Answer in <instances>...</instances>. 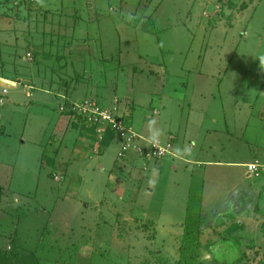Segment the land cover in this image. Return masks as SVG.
<instances>
[{
	"label": "rangeland",
	"instance_id": "rangeland-1",
	"mask_svg": "<svg viewBox=\"0 0 264 264\" xmlns=\"http://www.w3.org/2000/svg\"><path fill=\"white\" fill-rule=\"evenodd\" d=\"M105 1L108 4V0ZM96 4L95 30L87 44V51L94 58L93 71L96 72L95 61L98 62L99 55L109 53L117 41H120V49L117 54L113 51L111 58L115 60L119 54L124 60L119 59L125 66L126 76L121 71L119 80L117 78L116 84L111 82L110 86H116V97H120L116 115L124 100L128 103L124 106L127 115L121 113L124 120L135 115V123L139 122L138 115L151 110L149 104L144 105L142 101L150 98L154 87L157 89L170 81L178 85L187 79L186 86L176 92V97L164 95L161 98L160 103L165 107L164 121L173 117L176 107L172 101L183 94L202 111L207 127L211 125L209 112L216 117L217 129L232 126L235 131L240 118L245 124L251 114H255V124L258 121L262 125L264 76L258 78V74L264 72V0H119L111 12L99 11L101 3ZM134 6L141 11L139 14L132 13ZM34 9L39 10V6H32L26 0H0V46H5L2 51L11 53L5 58L0 77L6 79L10 75L18 81L8 87L7 94H1L5 86L0 83V264H178L184 224L176 222L183 212L182 202L187 192L169 177L161 189L159 203L157 191L162 181L157 188L146 180L150 178L147 174L151 163L160 164L168 155L159 158L153 154L151 145L148 149L138 148L134 140L126 144L125 137L106 125L108 132L123 142L116 140L109 151H104L105 162L110 160L106 155L115 157L109 173L102 172L96 179L94 156H101L103 152L97 125L93 128L84 115L66 107L63 112L80 124L87 139L72 146H58L60 155L63 154L59 156L54 151L59 135H50L54 119L30 117L25 123V106L16 103L26 100L25 19L34 17ZM110 29L114 30L113 34L108 32ZM83 51H86L85 46ZM31 56L34 57L32 53ZM109 60L107 57L102 61L113 65ZM100 64L105 67L101 61ZM183 65L189 70L182 71L184 67H179ZM255 76L257 79L253 80ZM140 78L143 84L137 82ZM107 91L99 84L96 98L102 100L101 93ZM111 91L114 93V88ZM88 92L86 94L90 95ZM134 94L141 99V105L134 103ZM252 97L257 101L256 106H260L261 114L256 107L246 110L250 102L247 99ZM9 98L16 103H11ZM45 107L51 117L58 111L55 101ZM30 108L40 110L37 104ZM184 120L187 121L181 119ZM163 124L160 121L161 127ZM262 128L264 125L254 133L260 146L264 141ZM220 155L229 158L231 154L222 152ZM81 158L92 160L91 164H86V173L83 166L63 163ZM138 159L142 164L136 166ZM251 163L263 165L264 161L254 158L244 165ZM228 169L210 166L206 172L208 183L209 179L215 181L219 174L226 177ZM244 170L247 172L246 166ZM261 173L249 176L261 177ZM74 174L79 176L75 178ZM23 178L25 181H20ZM201 182V179L195 180L192 186L198 188L195 185ZM234 184L244 190L240 182L234 183L229 177L221 187L215 188L209 183L204 197L205 209L201 207V200L200 206H193L197 194L191 198V214L201 215L202 236L205 240L211 239L210 243L205 242L207 251L202 255L201 264H264V212L258 213V207H254V213L252 208L246 213L245 210L232 212L240 208L233 199L238 194ZM89 188L92 194L86 193ZM124 188L130 194L125 193ZM202 192L203 185L199 193ZM132 194L136 197L134 203ZM108 200L112 201L110 205Z\"/></svg>",
	"mask_w": 264,
	"mask_h": 264
},
{
	"label": "crops",
	"instance_id": "crops-1",
	"mask_svg": "<svg viewBox=\"0 0 264 264\" xmlns=\"http://www.w3.org/2000/svg\"><path fill=\"white\" fill-rule=\"evenodd\" d=\"M117 1L119 0H108V4H106L107 2H104V0H36L34 4L39 6V10L34 9V17H32L31 19H25L24 85L26 100L25 102L22 101V103H16V100L14 102L10 98L9 100L11 103L18 104V106H25V123L26 119L30 117L39 118L40 120L44 119L46 121H49V119H54L50 135L52 134L53 137H55L56 135L60 136H58L57 138L58 145L54 149L55 153L57 155L59 154V156H63L62 153L60 155L61 147L72 146L78 141L85 142V139H87L86 133L83 132L80 124L72 121V119H70L71 115L63 112L66 107L70 106L72 103H80L83 101H98V103L102 106L101 108L107 110L108 112L113 111L117 114L119 112L118 103L120 97H116V86L112 88L110 86L111 82H113L115 85L117 82L116 79L118 78L119 80L121 71L122 75H125L123 57L121 58L118 54L119 58L117 57V60L111 58L114 54L113 51L116 54L118 53V50L120 49V41H117L113 44V49L109 53H107L106 55H102L101 57L99 55L98 62L95 61V64L97 66L96 72L93 71V55L91 53L89 54L87 51V44L89 41H91V38H93V29L95 30L93 25L97 21V16L94 12V6L97 5L96 3H101L99 11L106 10L107 12H111L112 9H115L116 5L114 4ZM34 4H32V6ZM102 4H105L107 9H103ZM43 8L45 9V11H43ZM133 9L134 11L132 13L139 14L141 12L136 9V6H134ZM136 29L141 32L140 27H137ZM108 32H112L113 34L114 30L110 29L108 30ZM114 45L116 47L115 49ZM84 46L86 48V51H83ZM4 47L5 46H0V53L4 52L3 55L5 56H0V71L4 69L5 58H8L11 55V53H9L10 51L8 50L2 51V48ZM31 53L34 55L33 58L31 56ZM27 54H29V56H27ZM12 55H15V53L13 52ZM26 56L29 59L26 58ZM107 57L110 58V63L112 59L114 60L112 61L114 62V64L111 63L113 65L110 66L108 61H102ZM119 59H122L123 62L119 61ZM258 60L259 62H261L260 58ZM100 61L102 62V64H105V67L100 64ZM84 63L85 65H83ZM262 65H264V63ZM183 67L184 70L182 71H187V69L189 70L187 65H183L179 68L182 69ZM14 73L16 72L13 71V76H15ZM172 74L173 77L176 76V74ZM9 76H7L6 79L0 77L1 85L5 86L2 89L1 94H7L8 87L15 86V84L18 83L17 79L15 80L14 77ZM106 76L107 80L104 82L103 78H106ZM179 76L182 77V75L178 74V77ZM261 76H264V72L260 75L258 74V78H261ZM255 79H257L256 76L255 78H253V80ZM141 81H143L142 78H140V80H138L137 82L143 84ZM154 82L158 83V81L156 80ZM187 82L188 80L184 79V81L182 80L178 85H174L173 83L171 84L170 81L169 83L162 84V86L157 89H155L154 87L150 92V98L142 101L145 103L144 105L149 104L148 108H151V110L150 112L139 114L138 117L140 118V121L137 123H135L134 121L135 115L131 116V119L126 120L127 123L124 120L123 114L121 113L127 115L124 110V106L127 107L128 104L126 101L122 100V106H119V116L122 117V120L124 121L123 123L126 127L120 135L125 137L126 144H130L128 142L134 140V146H137L138 148L146 147L148 149L150 147V144L146 143V138L149 135V121H155V124L153 126L163 129V135L161 136L158 145H170V153L166 154L168 156L165 160H162V163H151V168L149 167V174H147L148 176H150V178L146 179L147 183L154 184L158 188V182L162 181V187L160 189L158 188L159 192L157 191V194L159 196V203L161 202V189L164 187V183L168 180L169 177H172V180L176 182V186H183V189L185 190V192H187V195L185 196L184 203L182 202L184 208L183 212H180L181 217L179 216L176 223H185L187 215L190 214L191 206L193 205V201H191L193 194H197L198 196V206H200L201 200V207L204 208V197L209 183H211L215 188H217V186L221 187L224 183V179L227 177H229L232 181L234 180V183L235 181L240 182L242 188L244 189H238L234 184L236 190H238V194H236L233 199L240 208L237 211L232 210V212L242 213L245 210L244 213H246L250 212V209L252 208V213H254V211L258 207L257 212L263 214L264 172L260 174L262 175L261 177L249 176V174L244 170V164L248 163V161H252L254 158L264 161V141L260 146L256 142V137L254 136V133L259 131V127H262L264 125V122L262 123V125H260L258 121L255 124V122L253 121V117H255V114H251V117L248 118V122H245V124L242 123L244 121H242V119L240 118V121H238V126L234 127L235 131H232V126H230L229 129L224 128V126L217 129L215 127L216 117L215 115H211V112H209L208 118L211 119V125L207 127L205 125V122L202 120V111L200 112L198 110V107L195 106V102L189 100V98L187 97H184L183 94L178 95L177 99L175 101H172V104L175 105L174 107H176V109L173 110V117H170L168 118L169 120L164 121L163 114L165 107L160 103L161 98L164 95L176 97V92L180 90V88H184ZM99 84L101 85L102 89L105 88L108 90L105 94L101 93V96H104V98L100 101L96 98L99 95ZM159 85H161L160 82L158 83V86ZM177 86L179 87L176 88ZM113 88L114 93L111 91L113 90ZM87 92L91 96L87 95ZM135 97V99L133 98L134 103H138L139 105H141V99H139L137 95H135ZM241 97L242 99H245L243 96ZM52 101L56 102L57 107H55V110L59 111L54 113L53 117L50 116L51 114L46 111L45 107L47 105L49 106ZM247 101L250 102L247 103L246 110H252L256 107V109L258 108L257 110H260L258 114H261L260 112H262V110L259 108V105L256 106L257 101L255 102L253 97L251 99H247ZM34 104L39 105L40 110H32L30 107ZM59 106H62L63 109H60ZM234 107L235 105L233 106V111H235ZM147 114H150L149 117H146ZM226 117L227 116H225V118ZM182 118L186 119L187 121H181ZM226 119L229 118L227 117ZM160 121L164 122L163 127H161ZM26 125L27 124H25V131L26 129H28ZM4 131L5 129L2 131V133H4ZM245 132L246 137L244 138ZM97 133L100 134H98V138L101 140V150L103 152L101 153V156L98 157L93 155L97 159L96 161L98 165H96V168L94 169V173L96 175L94 177L96 179H98V175H102V172L109 173V166L115 157H112L110 156V154H108L106 156L108 157V159L110 158V160L105 162L104 160L106 157H104V151H109L111 147L114 146H110L111 143H114L116 140H121L123 142L122 139L108 132V129H106V127L104 126H102L101 131ZM79 137L84 138H81V141L78 140ZM122 142L118 144V148L122 144ZM103 144L106 145L103 146ZM215 145L217 146L215 147ZM254 145L258 146V148H255ZM58 146L60 148H58ZM79 146L81 147V145ZM227 146H229V148L226 149ZM185 148L190 149V152H183ZM177 149L182 150V154L179 156L176 154ZM233 149H235V151ZM222 152L229 153L231 155L227 156L229 158H224L220 155ZM242 154L246 155V157H237L241 156ZM58 162H60L61 164L60 159L58 160ZM68 162H70L69 166H71L73 163L79 165L80 167L83 166L84 173H86L87 165L91 164L92 160L89 161L87 160V158H81L79 160L71 159L63 163L67 164ZM140 163L142 164V161L138 159L136 166ZM155 165H157V167H154ZM210 166L217 167L218 169H221L223 167L230 168L228 169L229 174L226 177H224L225 175L219 174L215 181H211V179H209L208 183L206 172ZM78 176L79 175L75 176L74 174L75 178ZM161 176H163V179H161ZM94 177L91 176L90 180H93ZM143 177H145V175H143ZM200 179L202 180L201 185H203L202 194L199 193L201 185H195L198 188L193 187L195 180L199 181ZM20 181H25V178ZM90 188L88 189V191L87 189H85V192L87 191V194H92V189L90 191ZM103 191L109 193V191L107 190ZM124 192H127L126 189ZM151 196L155 195L151 194ZM119 198H122V196L119 195ZM135 198L136 197L133 196V203ZM126 200L129 201V197ZM111 203L112 201H107L108 205H110ZM158 205L159 204L157 202L156 206ZM195 205H197V203L193 206L195 207ZM164 221L166 223V219H164ZM167 225H170L168 220ZM206 243L205 247L207 246ZM206 251L207 249L205 251H202L200 256L201 259L202 255H205Z\"/></svg>",
	"mask_w": 264,
	"mask_h": 264
},
{
	"label": "built area",
	"instance_id": "built-area-1",
	"mask_svg": "<svg viewBox=\"0 0 264 264\" xmlns=\"http://www.w3.org/2000/svg\"><path fill=\"white\" fill-rule=\"evenodd\" d=\"M29 56V54H27ZM70 107L77 113H80L84 115V117L87 119L88 123L90 125L96 126L97 131L100 132L102 129V126L106 127V125H110L112 128H114L119 134H122L123 130L126 128L124 125V121L122 120V117L119 115H116L115 113H110L107 110L101 108L98 106L95 102L92 101H83L80 103H72ZM60 109H63L62 106H60ZM116 116V117H115ZM100 135V134H99ZM153 150V154L157 157H163L167 153H170V145L166 146H160L157 145L151 146ZM246 170L247 173L250 175L251 173H258L264 172V164H257V163H251L246 164Z\"/></svg>",
	"mask_w": 264,
	"mask_h": 264
},
{
	"label": "trees",
	"instance_id": "trees-1",
	"mask_svg": "<svg viewBox=\"0 0 264 264\" xmlns=\"http://www.w3.org/2000/svg\"><path fill=\"white\" fill-rule=\"evenodd\" d=\"M26 2L32 5L36 0H26ZM91 126L93 128L95 127L94 125ZM196 203L199 205V199H197ZM200 220L201 216L196 212L192 214L190 212V214L187 215L184 223L182 243L179 247L178 264H201V253L207 249L205 247V242L210 243L211 239L207 238L205 240L203 238V229L201 228ZM212 229L216 230V228ZM214 232L216 231L213 230V233ZM221 234L223 235V233Z\"/></svg>",
	"mask_w": 264,
	"mask_h": 264
},
{
	"label": "clouds",
	"instance_id": "clouds-1",
	"mask_svg": "<svg viewBox=\"0 0 264 264\" xmlns=\"http://www.w3.org/2000/svg\"><path fill=\"white\" fill-rule=\"evenodd\" d=\"M155 124V121H149V128H148V132L149 135L146 138V143L150 144L151 146H155L157 147L161 136L163 135V129L162 128H157L154 127L153 125ZM183 152H190V149L185 148L183 150ZM178 156L182 154V150L177 149V153Z\"/></svg>",
	"mask_w": 264,
	"mask_h": 264
}]
</instances>
